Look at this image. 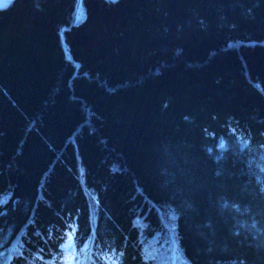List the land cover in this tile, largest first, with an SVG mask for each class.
Here are the masks:
<instances>
[{"label":"trees","instance_id":"1","mask_svg":"<svg viewBox=\"0 0 264 264\" xmlns=\"http://www.w3.org/2000/svg\"><path fill=\"white\" fill-rule=\"evenodd\" d=\"M77 3L0 6V264H264V0Z\"/></svg>","mask_w":264,"mask_h":264},{"label":"water","instance_id":"2","mask_svg":"<svg viewBox=\"0 0 264 264\" xmlns=\"http://www.w3.org/2000/svg\"><path fill=\"white\" fill-rule=\"evenodd\" d=\"M3 0H0V3L2 2ZM80 2L81 0H78V3L77 5L79 6L80 5ZM70 59H72V57L70 56ZM73 63L77 66V63L72 59Z\"/></svg>","mask_w":264,"mask_h":264},{"label":"rangeland","instance_id":"3","mask_svg":"<svg viewBox=\"0 0 264 264\" xmlns=\"http://www.w3.org/2000/svg\"><path fill=\"white\" fill-rule=\"evenodd\" d=\"M5 1H7V0H3V1L0 3V6L3 5V4L5 3Z\"/></svg>","mask_w":264,"mask_h":264}]
</instances>
